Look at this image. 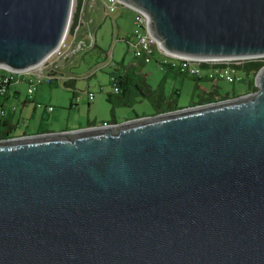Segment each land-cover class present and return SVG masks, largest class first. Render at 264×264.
I'll return each instance as SVG.
<instances>
[{
  "label": "water",
  "instance_id": "obj_1",
  "mask_svg": "<svg viewBox=\"0 0 264 264\" xmlns=\"http://www.w3.org/2000/svg\"><path fill=\"white\" fill-rule=\"evenodd\" d=\"M124 1L172 53L264 56V0ZM73 4L0 0V66L44 61ZM255 84L121 122L1 137L0 264H264V66Z\"/></svg>",
  "mask_w": 264,
  "mask_h": 264
},
{
  "label": "rangeland",
  "instance_id": "obj_2",
  "mask_svg": "<svg viewBox=\"0 0 264 264\" xmlns=\"http://www.w3.org/2000/svg\"><path fill=\"white\" fill-rule=\"evenodd\" d=\"M105 1L96 0L94 4V6H101L99 16L101 24L96 28V34L91 35L88 43L79 48L77 52L70 54L67 59V66L71 64L70 69L78 77L76 86H68L60 80L45 81L38 85L35 92L30 96L26 81H16L11 84V88L17 87L20 91V97L16 100L18 104L16 109H24V115L17 122V127L13 130L12 135L22 134L25 131L35 133L72 130L81 128L77 126L79 124L86 127L90 122L100 124L103 119H113V110L117 122L155 112L153 101L149 98L136 97L128 105L115 103L118 99L116 94H113L115 101L108 100V92H113L109 72L114 69L117 61L123 60V57L126 58L127 63L129 62L133 54L131 42L135 35L142 31V28L135 22L136 11L133 8L124 5L119 6L114 12L108 13L104 4ZM77 2L78 0H74L73 14L77 8ZM73 37V34L68 31L66 49L70 47ZM95 40L97 46L93 44ZM106 61L109 62L106 63ZM92 67H97V75L91 78L85 77ZM179 71L170 72V74H174V78L165 81L168 98L171 97L174 83L176 84L175 88L179 89L173 92V99L176 100L179 107L197 103L209 97L219 99L247 93L252 91L249 89V81L255 77L253 74H248L244 69L237 68L243 80L235 82L226 79L211 80L216 84H214L216 92L212 94L210 91L212 82L208 81L209 79L203 82L209 89L204 91V87H196V79L193 76ZM160 78V74H156V78L152 79L153 83H156ZM89 91L94 93L93 99L89 98ZM177 91L178 93H176ZM77 95H80L78 101L76 100ZM23 100H28L27 105L22 103ZM35 102H41L43 105L34 111ZM48 105H53L54 109L46 111L45 106ZM44 114L45 116H43ZM49 115H52L53 122L49 120ZM68 121L70 124H67ZM41 123L42 125L39 126Z\"/></svg>",
  "mask_w": 264,
  "mask_h": 264
},
{
  "label": "built area",
  "instance_id": "obj_3",
  "mask_svg": "<svg viewBox=\"0 0 264 264\" xmlns=\"http://www.w3.org/2000/svg\"><path fill=\"white\" fill-rule=\"evenodd\" d=\"M84 1L85 3L81 9L82 16L85 14L87 8L93 7L96 3V0ZM104 4L108 13L114 12L119 6H129L124 0H106ZM133 9L136 11L135 22L142 28V31H139L135 35L134 40L131 42L133 55L135 57L142 58L145 62H150L155 58V55L159 53L164 64H168L173 68L179 69L183 73L189 74L199 79H209L214 81L226 79L230 82L243 80V77L239 74L237 68L226 63L233 59L196 58L183 56L168 51L150 33L149 15L141 9ZM81 47L82 45L79 44L78 49ZM69 48L73 47L70 45V47L66 49L65 38L62 43L46 57L44 61L34 67L29 68L28 70L15 71L10 68L0 66V118H4L7 114L6 108L3 106V104H1V100L9 95L10 85L16 81H26L28 83V93L30 96H32L37 86L41 83L45 81L50 82L53 80H58L60 76L56 71L57 63L61 60L62 56ZM111 80L113 81L114 91L119 92V86L116 83L115 76L112 75ZM88 95L90 99L94 98V93L92 91H89ZM79 99L80 95H77L76 100L78 101ZM35 103L36 108L43 105L41 102ZM45 107L48 111H52L54 109L53 105H48ZM13 109L16 110V106H13ZM109 123L110 122L105 121L102 124Z\"/></svg>",
  "mask_w": 264,
  "mask_h": 264
},
{
  "label": "crops",
  "instance_id": "obj_4",
  "mask_svg": "<svg viewBox=\"0 0 264 264\" xmlns=\"http://www.w3.org/2000/svg\"><path fill=\"white\" fill-rule=\"evenodd\" d=\"M84 3H85V1L81 0V9H82ZM100 10H101L100 5L99 6H93L91 8H87L85 11V14L83 16H82V11H79V25H78L77 29L75 30V32L72 33L74 37H73V40L71 42V45L77 43L79 39H84L88 43L89 37L93 34H96L95 30L101 24V20L99 18L100 14H101ZM94 42H95V43H93L94 46H97L98 45L97 41L95 40ZM128 42H130V41L128 40ZM69 56L65 59V63L59 64V65L57 64L56 71L58 72V74L60 76L58 80L62 81L64 84H66L68 86L74 87V86H76L78 77L76 75H74L72 69H70L71 64H69V66H67V63H68L67 59L69 58ZM108 62L109 61H106V63H108ZM117 62H120L121 66H123V65L128 66V68H127L128 72H131V70H135L136 72H141V73L145 74L147 82L150 83L153 88H161L164 92L165 99L167 101H170V102L176 104V100L173 99V95H174L173 92H175V90H179V89L175 88L176 84L174 83V85H173L174 89L171 92V97L168 98L167 97L168 91H167V87L165 85V81H167L168 79L174 78V74H170V72L175 73L179 70H177L176 68H171L170 66L163 65L161 63V61L159 60L158 56H156L150 62H145L142 58H137L132 54V57L128 63H127L125 57H123L122 61H117ZM98 63H100V61H98ZM130 68H132V69H130ZM96 72H97V67H94V68L92 67L86 73L85 77L91 78L92 76L97 75ZM156 74H160L161 78L156 83H153L152 79L156 78ZM204 80H208V79L196 80L195 81L196 87H200V88L204 87V91H208L209 90L208 87L205 86V84H203ZM208 81H211V80H208ZM211 82H212V84H211L212 88L210 91L212 94H214L216 92V88L214 87L215 82H213V81H211ZM176 93H178V91ZM19 97H20L19 88H17V87L11 88V85H10L9 95L6 98H4L3 100H1V104H3V106L7 110V114L4 117V119L8 120L11 124H14L15 128L17 127V122L19 121V119L24 115V109H22V108H20V109L17 108L16 110L13 109V106L18 105L16 103V100L19 99ZM34 98L36 99V97H34ZM22 103L24 105H27L28 100H23ZM36 109H37L36 107L33 108L34 111ZM46 111H48V110H46ZM114 112L115 111L113 110L112 111L113 119H111V120L103 119L102 123L105 121L110 122V123L117 122V120L115 119V113ZM43 116H45V114ZM52 119H53L52 115H49V120H51L53 122ZM102 123H100V124H102ZM67 124H70L69 121ZM95 124H97V123H91L90 122L89 124H87V126H91V125H95ZM41 125H42V123L39 126H41ZM77 126L82 127L84 125L79 124ZM46 130H51V129H46Z\"/></svg>",
  "mask_w": 264,
  "mask_h": 264
},
{
  "label": "trees",
  "instance_id": "obj_5",
  "mask_svg": "<svg viewBox=\"0 0 264 264\" xmlns=\"http://www.w3.org/2000/svg\"><path fill=\"white\" fill-rule=\"evenodd\" d=\"M79 11H81V0L77 2V8L73 14L72 22L69 27V32L74 33L79 25ZM158 56L161 63L165 66H170L164 64L161 59V55L157 53L155 57ZM229 65L235 66L236 68L244 69L248 74L256 75L258 70L264 66V56L253 57V58H242V59H233L226 62ZM225 64V63H224ZM173 68L172 66H170ZM128 66H121L120 62L115 63L114 69H112L110 74V82L113 85L111 76H115L116 83L119 86V92H108V100H114L113 94L118 95L115 103L119 104H129L133 102L136 97L149 98L153 101L155 112L166 111L174 108H178L177 104L167 101L165 99L164 92L161 88H153L150 83L147 82L145 74L141 72H136L131 70L128 72ZM132 69V68H130ZM196 80H202L194 77ZM249 89L255 90L257 88L255 84V77L249 81ZM249 92V91H248ZM220 99V98H219ZM215 100L213 97L205 98L200 102ZM154 112V113H155ZM115 123V122H114ZM14 124H11L8 120L0 118V138L12 136L14 130ZM26 133V132H25Z\"/></svg>",
  "mask_w": 264,
  "mask_h": 264
},
{
  "label": "flooded vegetation",
  "instance_id": "obj_6",
  "mask_svg": "<svg viewBox=\"0 0 264 264\" xmlns=\"http://www.w3.org/2000/svg\"><path fill=\"white\" fill-rule=\"evenodd\" d=\"M79 44H81L82 46L87 44V41L84 39H79L77 43L73 44L72 47L73 48H78ZM77 52V51H76ZM68 57V56H67ZM70 57V56H69Z\"/></svg>",
  "mask_w": 264,
  "mask_h": 264
}]
</instances>
